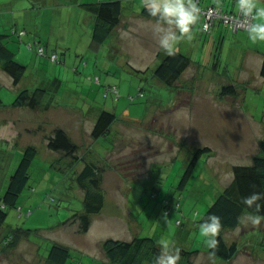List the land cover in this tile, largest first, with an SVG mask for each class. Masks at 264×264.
Wrapping results in <instances>:
<instances>
[{
    "label": "rangeland",
    "instance_id": "rangeland-1",
    "mask_svg": "<svg viewBox=\"0 0 264 264\" xmlns=\"http://www.w3.org/2000/svg\"><path fill=\"white\" fill-rule=\"evenodd\" d=\"M204 3L206 4L205 1ZM217 3L221 5L222 0ZM257 3L258 6H264V0H257ZM224 5L226 9H229L231 1L225 0ZM4 18L5 15H0V21ZM61 19L60 13L55 15L56 26L61 24ZM149 22L157 21L150 20ZM216 25L219 26L218 23ZM77 27L78 37L76 41L74 39L70 51L73 59L77 57L75 67L79 68L77 72H72L70 64L65 66L66 70L71 73L63 74L61 77L63 90L59 93L68 105L75 100L69 106L72 113L69 108H65L66 104L63 105L64 108L54 109L48 115L44 110L39 112L26 107H19L14 111L5 109L4 115L0 112V119L7 117L12 122L15 120L14 123L0 128V133L8 137L15 131L21 132V135L15 134L14 138L0 139V197L6 190L25 147L35 145L38 149V154L30 169L29 184L22 192L17 207L8 210L5 225L1 230L7 233L21 227L29 230L30 233L24 236L16 246L2 245L0 264H48L47 253L54 242L71 248L74 257L67 264H105L103 262L106 258L103 241L107 238L131 239L135 233V224L129 221L130 217L133 221L138 219L139 226L144 228V232H141L143 235L148 234L147 230L153 227L151 235L161 237L160 241L162 237L166 240L168 236L171 239L182 240L186 227L201 224L199 220L221 190L222 184L218 180H212V183L204 186L198 179L201 166H197L194 172L195 177L191 179L186 189L181 190L179 184L184 173L182 169L184 161H190L199 148L209 145V142H204L206 139L204 132L199 136L194 125L198 116H194L196 111L201 114V106L207 105L209 100H212L210 98L213 94L211 87L215 86L216 81L221 80L222 77L216 76L211 83L205 82L203 77L195 82H187L190 75L185 74L184 80L179 78L176 81V86L164 84L154 75L155 68L161 62V59H153L156 57L154 37L160 36L163 40L166 37L172 39V34L158 35L150 28H145L139 32L144 39L133 37L129 38L126 43H119L116 41L118 37L116 32L105 45L100 47L98 52V50L93 51L89 48L93 36L92 25L86 26L83 21H78ZM198 28H200L199 25L196 29L194 28L195 30L193 29L194 31L192 30L194 37H190L193 41L191 46L194 47L191 48V54H189L192 59L201 60L209 56L207 54H211L213 57L210 58V63L213 66L217 62L214 55L218 54V57L221 56L220 68L225 71V60L231 61L240 57L242 51L237 47L234 49V45L229 46L224 54L220 53L221 45L219 47L217 42L211 41L214 36L204 34ZM132 30L138 31L133 26ZM178 32L177 30L176 33ZM226 36L233 41L240 37L246 46L264 51V41L251 42L247 30H238V33L226 32ZM176 40H180L178 35L173 49L179 50L177 45L179 42ZM166 50L162 44V53ZM37 58L34 55L31 66L37 65ZM27 61L26 65L32 62L28 59ZM86 63L89 64V68L85 69L83 65ZM228 68L229 72L238 74V69L231 66ZM97 77H100L102 82L98 80L99 82L95 83ZM10 78L0 68V97L4 104L13 102L16 96H11L9 93ZM182 81L188 83L187 88L181 87ZM114 85L118 86L119 92L106 93V90ZM177 86H180L179 89L176 88ZM29 87L33 86L30 84ZM192 87L196 89V92H193ZM205 87L210 92H204ZM255 97L260 99L257 95ZM87 102L93 103L94 106L90 109L85 108ZM195 102H200L201 105L199 103L196 106ZM246 104L248 105V102ZM76 105L80 108L76 111L81 110L83 116L86 115L85 120H83L84 117L80 119L85 130L89 128V123L96 113L99 116L104 109L118 115L119 119L113 123L110 133L98 139L92 136L87 137L84 134V141L78 136L75 137V141L80 146V152L86 154L89 160L93 158L101 160L107 154V150L114 151L107 158V162L126 177L125 181L117 177V173L116 177L114 175L107 177L106 185L104 184L106 200L104 210L101 214L93 216L91 227L86 233L78 232V224L70 221L74 213L84 210V193L76 182L77 171L83 168L84 162L81 160L75 168L69 166L70 159L67 155L48 148L46 136L55 127L60 126L66 129L77 120L75 117H73L74 121L69 119L76 115L73 114V106ZM2 107L1 110H4ZM207 111L208 114L212 112L210 108H207ZM18 116L21 119L19 121ZM218 127V130H226L221 125ZM66 131L68 132V129ZM177 141L179 142L178 148H181L178 158L172 160L163 158L165 154L168 157L173 154L168 152L173 149V143ZM223 151L224 149L220 147L218 158L226 154ZM234 154L235 150L230 153V156ZM152 157L155 160L147 162ZM141 158L144 160L142 161ZM205 158V156L202 157L204 163ZM243 160L247 161V157L234 158L236 163ZM99 163L106 167L108 164L102 161ZM166 196L172 206L179 203L180 210L174 212L178 213L183 224L177 225L171 222L168 225V218L171 214L166 213L160 204ZM183 210L185 216H182ZM163 231L167 235H162ZM190 232L191 242H197L194 248L201 250L194 260L195 264L202 262L208 264H264V256L259 257L260 259L255 262L241 256L243 249H249L248 244L244 247L240 244V250L235 259L222 260L209 252L204 238L200 236L199 229H190ZM170 238L167 240L168 244L171 241ZM250 238L254 240L257 249L260 247L264 250L263 234L258 241L252 235ZM166 251L167 249L165 253Z\"/></svg>",
    "mask_w": 264,
    "mask_h": 264
},
{
    "label": "crops",
    "instance_id": "crops-1",
    "mask_svg": "<svg viewBox=\"0 0 264 264\" xmlns=\"http://www.w3.org/2000/svg\"><path fill=\"white\" fill-rule=\"evenodd\" d=\"M101 1H107V0H3L0 1V15H5L4 20L0 21V33H8L9 29H11L12 27L27 30V33L23 36L22 40H20L18 36H14V35L6 37V43L8 47L15 53V57H17V59L24 64H27L28 62L27 59L29 61H32L34 59V55L38 57L37 65L31 66L33 64V61L30 64H28L26 73L17 84H15L12 78H10L9 93L11 94V96L17 95V93L24 88H29L33 90L37 87H46L51 90V92L55 96V99L47 107V109L44 110V112H47L48 115L52 113L54 109L64 108L63 105L66 104L65 108H69L70 113H72L69 106H71V103H73L75 100L71 101L68 105L67 102L65 103L62 100L59 94L63 90L61 84V77L63 76V74L66 75L71 73L68 70H66L65 66H67L68 64H70V68L72 72L75 71L77 72L79 68V67L78 68L75 67V61L78 60L77 57L75 56V58L73 59L72 52L70 51L74 39L76 41L78 37L77 35L78 21L79 22L83 21L84 25L86 26L92 25V34H93V26L95 24L96 17L87 10L85 4L89 2H101ZM189 1L190 0H185V3H189ZM204 1L209 4L214 2L213 0H204ZM230 1H231L230 9L236 10L238 7V2L236 0H230ZM121 2H122L121 21L118 24V26L113 30L109 38L114 33L117 32L119 38L117 37L116 41H118L119 43H126V41L129 40V38H133V37H139V38L142 37L144 39V37L141 36L139 32L141 31V29L144 30L145 28H150L152 32H155V34L158 33V35H161L162 33L164 35L172 34V36L174 35L175 37L178 35L180 40H176V42L177 41L179 42L177 44L179 46V50L184 54L187 55L191 54L190 50L191 48L194 47L191 46L193 41L190 37L191 36L194 37L193 31L197 28L199 23L196 24L193 28H190L189 34L182 35L180 32L176 33V31L177 30L179 31V29L175 24H169L168 22H163L144 16L141 13V11L142 8L145 6L146 0H121ZM58 13L61 14L62 19H61V24L56 26L55 15ZM149 19L156 20L157 22L150 23ZM132 26L137 28L138 31L134 32L132 30ZM198 29L201 30L200 28ZM224 31L225 30L222 24H219V26L217 25L214 26L212 32L209 34L214 36L211 39V41L217 42L218 43L217 45H219V47L221 45L220 53L222 54H224V51L227 50L229 46L233 47L234 45L233 47L234 49H236V47L240 48V50L242 51L240 53L241 58L238 56V59L236 60L233 59L231 61H229L228 59L225 60L226 61L225 71H222V69L220 68L221 56L218 57V54L214 55V59L216 58L217 62L213 66L210 63L211 62L210 58L213 57L211 54H207L209 56L201 60H197V59L194 60L191 58L192 59L191 64L179 77L180 79H183L185 74L190 75L189 76L190 78L186 80L187 82H195L199 80V78L203 77L205 82L207 83L213 82V79L216 76L222 77L221 80L216 81L215 86L211 87V91L213 92V94L210 98H212V100L211 101L209 100V103L207 105L201 106V110H200L201 114L197 113L196 111L194 116V117H196V115L198 116L196 117L197 121H194V125L199 133V136L204 132V135H206L205 137L206 139L204 140V142L205 143L209 142L208 143L209 145L206 146L211 148V151L209 153L203 155L206 157L205 163L202 162V158H201L197 165V166H201L199 170L201 173L199 174L200 177L198 179L202 181L204 186L209 183H212V180H216V181L218 180V182H221L222 184L220 192L233 179V165L251 164L254 155L260 152L261 141L264 139V114H263L264 113V77L261 75V66L263 62L264 51L258 48H252L246 46L244 44V41L240 37H237L236 40L238 41L229 40V38L226 36L225 33L226 31L225 32ZM227 32H231V31H227ZM236 32L238 33V31ZM136 34H138V36ZM154 38H155L154 54L156 55V57L153 59L156 60L161 59L162 61V59L167 55L166 52L167 50L165 51V53H162L161 46L163 44L162 43L163 39H161L160 36H156ZM108 39L103 43H97L95 42V40H93V36H92V41L91 43H89L90 50L93 51L98 50L99 52L100 47L102 45H105ZM32 42L34 45L36 44L35 42L45 44L48 52H51L53 50L60 52L62 55V60L55 62L50 60L47 56L38 55L36 51L31 50L33 48H30L27 45ZM59 49H63L66 51L61 52ZM229 65L231 67H234L235 69H238V74L229 72V68H228L230 67ZM83 67L85 69L89 68V64L86 63L83 65ZM91 78H93V75H91ZM98 80L102 82L100 77L99 78L97 77V80H95L94 82L95 83L99 82ZM186 81H182L181 87L187 88L188 83H186ZM230 83H236L238 87L237 89L238 95L223 96L221 94L222 87ZM30 84L33 87H29ZM179 87L180 86H177L176 88L179 89ZM192 88H193V92H196V89L194 87ZM109 91L110 90H106V93ZM110 92L112 94H116V92H113L112 90ZM117 92H119L118 86H117ZM204 92H210V90L208 91V89L205 87ZM256 95L259 96L260 99H257V97H255ZM250 100H252V102ZM246 102H248V105L246 104ZM199 103L200 102H195V105L197 106ZM3 106L4 107L2 106L1 107L4 108V110H1L0 107V112L3 115L5 114V109H7L8 111H12V110L14 111L19 108L13 106L12 103L10 102L5 103V105ZM93 106H94L93 103L87 102L85 108L90 109ZM73 107H74L73 114L75 113L76 115L71 116L69 119L70 121H74L73 117H75L77 120L75 119L76 121H74L72 125L66 127V129H68V134L74 141H75V137L77 136L80 137L81 139L83 138L84 141L85 138L83 136L84 134L87 137L92 136V130L95 125V121L97 119L98 113H96L95 117L90 121L89 128L85 130L83 128V125L81 124L82 122L80 121V119L84 117L83 120H85L86 115L83 116V112H81V110L80 112L76 111V109H80L79 105ZM206 107L210 108L212 112L208 114ZM70 113L68 115H70ZM258 116H260L261 118H259ZM17 118L18 121L21 120L19 116ZM14 121L15 120H13V122L8 120L7 117H5L4 119H0V128L6 126L7 124L14 123ZM125 125L127 124L125 123ZM220 125L226 130L225 131L218 130L219 128L218 126ZM25 129H29V128L25 127ZM16 132L17 131H15L13 134H10L8 136L9 138L5 137L6 136L5 134L0 133V139H5V138L11 139L12 137L14 138L15 134L21 135V132H17V133ZM224 133H226L227 135H225ZM178 146H179L178 141L176 143H173V149L172 150L168 149L169 152L167 151L169 154L170 153L173 154H171L170 157H168L165 154L163 158L165 159L170 158L171 160L174 158H178L180 154L179 152L181 151V148L180 147L178 148ZM220 147L224 149L223 153H226L225 155L222 154L223 156H220L222 158H218ZM233 150H235V154L234 156L233 155L230 156V153L233 152ZM113 152L114 151L110 152L109 150H107V154H105V156L101 158V160L100 159L97 160L93 157L91 158H93L98 162L102 161L107 164L108 163L107 158H109V156H111ZM238 156L247 157L248 162L243 160V161H239V163H236L237 161H234V158ZM152 159L154 158L153 157L150 158L147 162L152 161ZM188 162L189 160L184 161V165L182 167L183 170H185L184 168L186 167ZM80 168L81 167H79V169ZM112 175H114V177H116L117 175V177H119L123 181L126 180L125 176L121 175V173H119V171L115 167H112V165L108 163L104 177L105 185H106L105 182L107 177ZM194 177L195 175L193 174V177L191 179H193ZM190 182L191 180L188 182V184L185 187H182L181 190L186 189L189 186ZM201 191L202 190H200V192ZM199 195H201V193ZM217 196L218 194L215 196V198ZM164 198H167V196ZM160 204L162 206V203ZM103 210L104 209H102V211ZM179 210L180 208H177L174 211H179ZM174 211L168 218V222H167L168 225L171 222H175L177 223V225H180L179 220H181V218L179 217L178 213H175ZM252 215L253 214H250L249 212L243 213L241 217L240 225L234 229L227 230L224 236L228 243L237 240L240 244H243V247L245 244H248L247 247L249 249L247 250L243 249V252L240 251V253L242 252L241 256H244L245 259L247 260H252L253 262H255L256 260L260 259L259 257L264 256V250L260 247H258L257 249V246L254 244V240L250 237L252 235L258 241L260 240V236L262 234L264 235V219L261 220L259 225H254L251 223L249 219V217ZM182 216H185L184 210L182 211ZM124 218L126 220V217ZM129 221L135 224L134 226L135 233L132 235V237L134 235L141 234V232H144L143 230L144 228L142 226H139L138 224L139 223L138 219L137 221H133L130 217ZM181 224H183V220H181ZM152 228L147 230V233L149 235H151V232L153 230ZM194 228L199 229V225L194 224L193 227H191V225H189V227H186V230L183 232L182 235L183 237L182 240L171 239L170 236H168V238H170L171 241L168 244L169 247L167 248L166 253L175 255L177 249L181 246L194 248L197 242L196 243L191 242V238H190L191 236L190 229H194ZM1 232L2 231H0V248L3 247L2 246L3 234H1ZM163 232L164 233H162V235L165 234V231ZM155 238L159 240V238L161 237L159 238L155 237ZM168 238L165 240V237H162V240L167 241ZM262 240H264V238ZM236 255L232 259H235ZM226 261H230V260H226Z\"/></svg>",
    "mask_w": 264,
    "mask_h": 264
},
{
    "label": "trees",
    "instance_id": "trees-1",
    "mask_svg": "<svg viewBox=\"0 0 264 264\" xmlns=\"http://www.w3.org/2000/svg\"><path fill=\"white\" fill-rule=\"evenodd\" d=\"M191 1L192 0L189 2ZM236 1L238 2V0ZM217 2H212L210 4H218ZM148 3H151V0L146 1L141 11L144 16L168 22L167 20L161 19L159 14L153 17L147 7ZM200 4L205 6L209 3L205 4L204 0H201ZM221 5L227 12L236 13L238 11V7L236 10L230 8L226 9V7H224V1H222ZM85 7L96 17L93 26V40L97 43L105 42L121 21V0L89 2L85 4ZM217 23L222 24L220 20H218ZM213 28L209 32L203 31L202 28L201 30L205 34H210ZM21 30H25V34L27 33L26 29H18L16 27L9 29L8 33H0V67L12 78L15 84H17L26 73L27 65L16 59L15 53L6 43V37L14 35L22 40L25 34L20 35L19 32ZM224 30L226 32L230 31L225 27ZM35 43L33 49H35V46L37 47L38 44L45 46L43 43ZM58 53L60 55L59 61H61L62 55L60 52ZM191 62L192 59L189 55L182 53L180 50L173 49L172 54L167 53L155 68L154 75L164 84L175 85L176 81L189 67ZM261 75L264 77V57L261 66ZM113 88H115L116 91ZM237 89L236 83H230L222 87L221 94L223 96H235L238 95ZM108 90L117 92V86H111ZM54 99V94L46 87H37L33 90L24 88L17 93L15 99L11 103L15 107H26L34 111H42L47 109ZM3 105L5 104L0 97V107ZM117 119L118 115L116 113L105 109L102 110L93 127L92 136L98 139L108 134L111 131L113 123ZM46 136L48 148L67 155L70 159L69 166L75 168L78 162L81 160L84 162L83 168L79 172L77 171L76 176L77 185L84 193V210L83 212L74 213L70 221L78 224V232L86 233L91 227L93 216L101 214L105 205L104 177L106 166L101 165L94 159H87V155L80 152L79 144L70 137L63 127H55ZM210 151L211 148L206 146L199 148L195 152L194 156L185 167L179 187L182 188L188 184L193 177L195 168L200 159ZM37 154L38 149L35 145H28L25 147L20 162L11 175L6 190L0 197V231L5 225L8 210L17 207L22 192L29 184L31 177L30 169ZM143 160L144 159H142V161ZM253 192H264V139L261 141L260 152L254 155L251 164L233 165V179L222 189L200 219L201 224L204 222L211 223L212 220L208 215L212 213H215L221 218V229L217 236L219 243L216 248H208L210 253L220 259L231 260L239 252L240 243L237 240L228 243L224 234L227 230L234 229L240 225L243 213L249 212L253 215H264V209H262L260 213L256 212V203H262V201L254 202L252 206H248L242 202V197L249 196ZM166 199L167 198H164L161 201L166 213L172 214L174 208H180L178 205L179 203L172 206L171 202ZM179 223L181 224V220H179ZM29 233V230L21 227H17L7 233L1 232V234H3V242H1L5 247H13ZM102 245L106 257L102 260L105 264H153L161 254L165 253V249L160 241L149 234L134 235L129 240L107 238L103 241ZM177 250L179 251H177L175 255L178 254L180 257L177 264H195L194 260L200 251L197 248H188L186 246H181ZM73 257L70 247L62 243L54 242L49 248L46 261L48 264H67ZM199 264L208 263L202 262Z\"/></svg>",
    "mask_w": 264,
    "mask_h": 264
},
{
    "label": "clouds",
    "instance_id": "clouds-1",
    "mask_svg": "<svg viewBox=\"0 0 264 264\" xmlns=\"http://www.w3.org/2000/svg\"><path fill=\"white\" fill-rule=\"evenodd\" d=\"M150 14L155 17L159 14L160 18L167 20L169 24H175L179 32L183 34L190 33V26L198 19L199 9L195 3H185V0H151L147 4ZM238 9L242 15L247 18L253 16L256 22L248 25L247 33L251 42L264 41V6H258L257 0H238ZM176 37L173 35L170 40L166 37L162 43L167 49L168 54H172ZM256 203V212L260 213L264 209V192H253L249 196L242 197V202L248 206ZM212 222H204L199 225L200 236L204 238L206 245L210 248H216L219 241L217 236L221 229V218L215 213L208 215ZM254 225H259L264 215H252L249 217ZM165 249L168 248L167 241H160ZM179 251V250H177ZM179 255L161 254L153 264H177Z\"/></svg>",
    "mask_w": 264,
    "mask_h": 264
},
{
    "label": "built area",
    "instance_id": "built-area-1",
    "mask_svg": "<svg viewBox=\"0 0 264 264\" xmlns=\"http://www.w3.org/2000/svg\"><path fill=\"white\" fill-rule=\"evenodd\" d=\"M191 2L196 4L199 9V13L197 21L192 24L190 28H193L199 23L203 31L209 32L215 26L218 20H220L225 28L229 29L230 31H238L247 30L248 25L254 23L253 16L245 18L239 9L236 13H231L225 11L222 5L219 4H207L203 6L200 4L201 0H192ZM19 34H25V30H21ZM28 47L33 48L34 44L29 43ZM35 49L38 55L47 56L50 60L55 62L60 60V55L58 52H48L44 45L38 44L37 47L35 46ZM113 89L116 91L115 88Z\"/></svg>",
    "mask_w": 264,
    "mask_h": 264
}]
</instances>
